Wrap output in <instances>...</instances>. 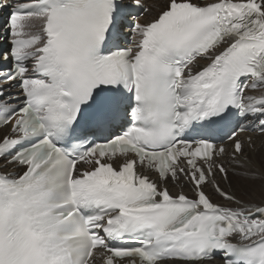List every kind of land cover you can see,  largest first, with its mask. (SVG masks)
I'll return each instance as SVG.
<instances>
[{
    "label": "snow or ice",
    "instance_id": "6c2138e0",
    "mask_svg": "<svg viewBox=\"0 0 264 264\" xmlns=\"http://www.w3.org/2000/svg\"><path fill=\"white\" fill-rule=\"evenodd\" d=\"M205 260L264 264V0H0V264Z\"/></svg>",
    "mask_w": 264,
    "mask_h": 264
},
{
    "label": "bare ground",
    "instance_id": "6f19581e",
    "mask_svg": "<svg viewBox=\"0 0 264 264\" xmlns=\"http://www.w3.org/2000/svg\"><path fill=\"white\" fill-rule=\"evenodd\" d=\"M253 138L256 140V145L257 147L260 146V143H261V138L259 136H253ZM226 187V185H225ZM209 191H211V188L209 187ZM204 264H217V262H207V263H204Z\"/></svg>",
    "mask_w": 264,
    "mask_h": 264
}]
</instances>
